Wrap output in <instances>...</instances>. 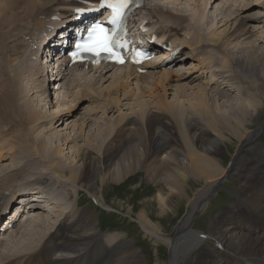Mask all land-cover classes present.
I'll list each match as a JSON object with an SVG mask.
<instances>
[{
	"label": "bare ground",
	"instance_id": "6f19581e",
	"mask_svg": "<svg viewBox=\"0 0 264 264\" xmlns=\"http://www.w3.org/2000/svg\"><path fill=\"white\" fill-rule=\"evenodd\" d=\"M93 1L98 0L0 2V160L8 155L2 153L5 149L13 157L17 152L25 155V158L26 155H32L37 159L40 156L44 157L37 165L25 164L26 168L4 174L0 178V196L10 191L12 198L16 193L19 196L22 190L33 188L46 193L48 199H53L54 204L62 203L56 212H52L51 208L48 209L53 213V217L57 214L51 225H47V220L41 214L35 215L31 221L25 220L21 228L26 223L30 224L29 230L26 231L30 237L25 238L26 243L14 244L10 254L0 253V264H146L138 250L128 247L118 234L109 235L104 239L102 234L94 229L92 216L85 212L86 210L78 209L75 204L70 207L63 196L58 194L60 189L67 186L74 195H78L77 188H84L91 193L95 189L96 179L100 178L102 183L108 179L114 184H119L136 170L144 171L147 181L155 185L154 203L158 205L159 211L152 212L150 208V217L156 214L161 219L167 217L174 220V217L178 218L176 215L179 213L176 203L181 202V205L187 203V212L178 224L176 235L172 239L162 238L158 234L161 229L151 224L149 221L151 219H147V213L139 215L138 218L144 234L169 249L167 264H180L197 251L194 264H264V149L256 144L260 133L264 132V121H258L264 113V33L261 31L253 39L251 32L245 29L248 21H260L263 24L264 13L257 19L251 15L244 18L237 15L235 28H231L230 24L225 28L227 30L222 37L212 31L209 34L210 40L204 43L201 33L195 30L194 26L188 31L187 25L195 23L187 24L188 19L186 21L183 15L155 4L147 10L148 18L143 19L156 25L166 24L165 27L173 29L174 34L180 37L174 39V44L182 56L188 52L186 46L188 47L189 44L192 48L190 58L194 63H191L189 68L193 70L197 68L202 70V73H207L208 80L200 83L201 80L197 79L192 83L191 88H187L185 83L176 82H180V77H185L189 72L181 74L182 68L177 67L171 70L151 68L152 70L144 75L136 74L133 68L121 67L115 68L118 73L114 77H106L108 71L114 67L98 65L95 66L99 74L97 81L106 82L111 79L105 90L96 88L94 86L96 80H94L91 84L85 83L82 88L76 85L79 87L76 94L72 93L73 89L65 90L69 93H66L64 100L65 95L60 94L57 88L54 101L52 97L50 101L55 105H62L64 100L63 106L68 108L54 114L49 112L53 116L51 115L52 118L48 120L50 114L45 113L46 115L42 117L40 110L34 107L33 99L31 102L24 99L26 90L20 86L26 77L32 78V81L37 78L36 83H39L32 86V91L41 92V97H44L41 101L44 102V106L47 105L45 102L48 98L45 97L47 93L42 87L45 86L48 71L40 65L36 66L29 62L32 53L27 52V43L17 39L30 36L29 45L32 46L39 36L38 32L48 30L52 25L50 20L53 15L60 13L62 18L69 17L73 9L81 7L84 2ZM205 1L207 5V2L212 0ZM251 2L253 3H247L248 6L243 3L239 8L249 7L247 11L254 7L264 10V3L259 0H251ZM200 14L192 20L194 22L203 20L205 16L203 13ZM190 32H193L191 37ZM206 44H212L222 55L220 63H217L212 55L204 59L205 53H202L201 48ZM21 53L22 57H25L23 64L26 63L27 68L22 65V60L17 61V56ZM159 54L163 57L165 55ZM187 59H189L188 55L182 57L177 64L183 66ZM64 72L66 73L67 70L64 69ZM50 73L52 76L53 72ZM60 74L61 72L58 76ZM61 79L62 76L59 77V82ZM132 81H135L136 91L139 94L130 88ZM59 86L62 89L61 85ZM170 89L173 91V106L166 98V92L168 93ZM181 95L186 98L182 99ZM236 95L239 102L233 107L232 112L229 114L221 112L220 108L223 107L221 101ZM71 97L73 100L70 102ZM97 98L104 104L100 108L98 106L88 108L87 115L85 114L83 119L95 118L94 116L100 111L105 117L106 114L114 111L120 112L115 120H107L109 123L107 128L114 136L106 141V146L102 150L99 149V153H96L90 143L104 136L102 141L99 140L102 144L106 136L102 131L103 135L96 134L92 137L89 130L87 134L90 137L86 140L87 144L78 150L75 156L79 165L66 167L62 162L64 148L67 149L69 143L76 147V139L82 135L83 121L81 125L74 126L76 129L73 131V137L70 140V137L62 138L64 140L61 146L56 149L51 150L48 147V144L42 140L41 133L46 127L60 121L63 116L76 112L77 110H74L76 102H78L76 108H79L82 101L93 104L98 102ZM188 98L191 100L188 101ZM124 107L126 113L123 111ZM137 107L140 108L139 111ZM196 107H199V112H188ZM196 113L207 120V125L199 121ZM182 116V123H185L189 134L192 127L197 130L190 135L187 143H192L195 139L196 145L203 152L193 150L192 147L184 151L177 145L179 140L176 137L174 124L176 119ZM139 118L145 119L143 126ZM13 122L16 123L14 128L9 129V125ZM23 134L27 139H23ZM226 134L235 138L238 144L237 151L243 144L251 146L254 157L244 159V177H240L244 181L245 189L236 194L239 204H236V207L219 210L220 212L211 219L208 233H202V237L200 233L191 231L189 227L194 215L206 207L208 199L217 188L216 184L221 182L226 173L225 168H222L221 164L218 165L206 153L220 152L224 144L222 137H226ZM9 137L13 143L8 140ZM165 137L169 142L163 146L160 140ZM8 157L6 156L4 160ZM37 169L39 171L36 173ZM155 169L160 172L165 170L166 174L162 172L165 176L161 177V173L159 177L154 172ZM190 180L203 182V187L193 195V198L188 192L191 189L187 181ZM186 187L189 189L187 190ZM11 198L5 203V207L10 204ZM19 199L23 200V196ZM64 204L69 208H62ZM29 207H32L33 213L40 210L37 204H30ZM143 212L145 211L141 213ZM16 230L18 228L15 232ZM10 237L11 234L0 241V247L2 244L3 247L6 246ZM209 239L215 243V246L201 248Z\"/></svg>",
	"mask_w": 264,
	"mask_h": 264
},
{
	"label": "rangeland",
	"instance_id": "374dc122",
	"mask_svg": "<svg viewBox=\"0 0 264 264\" xmlns=\"http://www.w3.org/2000/svg\"><path fill=\"white\" fill-rule=\"evenodd\" d=\"M1 1H4V0H0V2ZM263 1L264 0H259V2L264 3ZM146 3H147L146 8L145 10H143L141 14H144L145 12H147L149 7L151 6L153 7L155 4H158L160 5L161 8L169 9L176 14L183 15L184 17H186V21L188 19L187 24L195 23L194 25H187L189 26L187 27L189 29L188 31L192 29L191 26H194L195 30L201 33V36L204 39V43L210 40L209 34L212 33V31H214L215 34H217V36L222 37L226 33V30H227L225 28H228L230 24H231L230 25L231 28H235L236 26L235 20L238 18V17L236 18L237 15H239L240 18H244L247 15H251L252 17H254V19H257V18H261L264 13L263 12L264 10L261 8L256 9L254 7L250 11H247V8L249 7H247L246 9L239 8V6H242L243 3H246V4L253 3L251 2V0H212L211 2H207L208 3L207 5H206L205 0H147ZM234 3H236L238 6L236 7ZM234 6L236 7V9ZM235 10L236 11L238 10V11L236 12ZM21 11L22 9H20V12ZM257 11H259V13H257ZM200 13L201 14L203 13L205 18L199 22H194L192 18L197 17ZM261 13L262 15H260ZM190 19L192 21H190ZM43 22L45 24V20ZM245 29H248V31L251 32L253 39H255L257 35L261 33V31L262 33H264V23L262 24V22L260 21H257V22L248 21V24L246 25ZM190 33H189V36L191 37L193 32H190ZM186 49L188 50L187 55L189 56V59H187L184 65H186V68L188 65V68H189L190 64L193 63V61L190 58L192 48H190V45L188 44V47L186 46ZM201 49L203 50V53H205V58H208L212 55L211 57H213L217 63H220L222 61V55H220L217 52V50L213 47L212 44L210 45L206 44ZM26 54L27 53H25V55ZM22 55L23 54L21 53L17 56L18 57L17 61L20 62L22 60L21 61L22 65L25 68H27L28 65H26V63L23 64V59L25 57H22ZM113 70L115 69H112L111 71H109L110 73L108 72L105 76L114 77L118 73V71L116 70L113 71ZM70 73H72L70 74L71 76L70 75L64 76V80L62 81V89L58 90L60 91L59 92L60 94L63 93L65 95V97L64 95L62 96L64 97V100L66 99V93H69L68 91H65V90L73 89L72 93L74 94L78 93L77 89H79V87H76V85L81 86L82 88V86L85 83L88 82L89 84H91V82L96 80V83L94 84V86H96V88L105 90V88L111 82V79H109L106 82L105 81L98 82L97 80H98L99 74L91 69H83V68L78 67V68L72 69V72ZM36 79L37 78L34 79L35 81L34 80L32 81V78L26 77L21 82L20 86L24 88V90H26L24 91V95H23L24 99L30 102H31V99H33L34 107H36L38 111L40 110L42 117H44L46 114L49 115L50 113L52 114H54L55 112L58 113L57 111H60L63 109L66 110L68 108V107L63 106V104L65 103L64 100H63L62 105L53 104V102L50 101L51 97L53 98V96L51 95L49 96L48 93L45 96V97H48L47 100L46 101L44 100L45 102H47L46 103L47 105L44 106V102L41 101V99H44V97H41L40 95L41 92L35 93L36 92L35 90L32 91V86L35 85ZM39 81H42V80H39ZM130 85H131L130 88H133L136 91L135 81H132ZM69 86H71L72 88H70ZM185 86L187 88H190L189 83L186 84ZM51 88L53 87H50V89ZM42 90L46 91L45 86L42 87ZM62 90H64V92H62ZM135 93L139 94L137 91ZM39 95L41 98H39ZM72 97L74 98L73 95ZM72 97L69 100L70 102L73 100ZM181 97L182 99L186 98L185 96L183 97L182 95ZM131 98L134 99V97H131ZM166 98H167V101L170 102V104L173 106L174 97H173V91L171 89L170 91H168V93L166 92ZM191 99L188 98V101ZM145 100H149V99L145 98ZM22 102L24 101H21V103ZM221 102H223V107L220 108V111L229 114L232 112L233 107L239 102V100L236 95V96L229 97L228 99H224ZM48 104L50 105L48 106ZM76 104L78 105V102L74 104V110H77L76 112L70 113L65 117L63 116L62 118H60V121L53 123V125L50 127L48 126L49 129L46 127L44 132L41 133L42 140L46 144H48V147L51 148V150L56 149L61 146L62 141L64 140L62 138L70 137L69 138L70 140L73 137L74 135L73 131H75L76 129V128L74 129V126L76 125L77 127V125H81V121H83L82 135H79L77 137L76 147L74 148L73 144L69 143L67 144V149L64 148V152H63L64 159H62V162L66 167L67 166L71 167V166H74L75 164L79 165V163L78 164L76 163L77 160H75V156L77 155L78 150H80L82 147H84L87 144L86 140L90 137V135L93 137L96 134L103 135L104 133V135L106 136V139L105 141L102 142V144L99 142V140L102 141L105 138L104 136H102V138H100L99 140H96L90 143L93 151L96 153H99L100 152L99 149L102 150V148L106 146L107 144L106 141H108L110 138L114 136L113 132L112 133L109 132L107 128L109 124L107 120L109 119H111V121L115 120L116 118H118V114L120 113L118 111H114L112 113H109L108 115L106 114V117H108L106 118L105 116L101 114V111L99 110L100 113H97V115L94 116L95 118L88 117V118L83 119L85 114L87 115L86 113L87 110H89L91 107H94V106H98V108H100L104 103L101 101V99H98V102H94L93 104H91L88 101H85L83 103L82 101L80 103L82 105L79 108H76ZM136 109L138 111L140 110V108L138 107ZM123 111L124 113H126L125 107L123 108ZM191 111L199 112L200 110H199V107H196L193 110H189L188 112L191 113ZM128 113H129V110L127 114ZM52 114L49 115L48 120L52 118L50 117ZM196 114H197V117L199 118V121L202 124L207 125V120L204 119V117H201L200 115H198V113ZM262 119H264V113H262L258 121L259 122L264 121ZM139 120H140L141 125L143 126L145 119L139 118ZM48 122L50 124V121ZM182 122H183V116L181 118L178 117L174 124L175 125L174 128L176 127L175 128L176 137L179 140L177 143L179 148L180 149L182 148L184 151H186L187 149L188 151L189 147H192L193 150H196V151L200 150V152H203V150L199 149V147L196 145V142L194 141L195 139L193 140L192 143L191 142L187 143V141H189L190 135L196 133L197 131L196 128L192 127L190 129L191 134H189L185 126V123H182ZM242 122L244 123L243 120ZM14 124L16 123L15 122L11 123L8 128L9 129L10 127L14 128ZM179 124L181 125V127L179 126ZM89 130H91L90 135L87 134ZM102 131L104 132L102 133ZM22 137L24 140L27 139L24 134ZM222 138H223L222 140L224 141L223 142L224 144L222 146L221 151L217 153L210 151V153H206V154L210 156L212 159H214L218 163V165L221 164V166H223L222 168H225L226 170V166L229 164L231 158L236 153L238 144L235 138L230 137L228 134H226V137H222ZM228 138H230V140H228ZM8 140L11 143H13V140H11L10 137ZM167 142H169L167 137L162 138V140H160V144H163V146H166ZM256 144H258L260 147H262V149H264V132L260 133V136L258 137ZM250 147L251 146H248L242 150L241 155L237 158L236 163L233 167L234 170L232 169L233 171H231L230 175L225 177L220 183H218L217 188L215 189V192L208 199V203L205 205L206 207L198 211L194 215V218L192 220L191 227H190V229L193 232H202L205 234L208 233L211 219L213 218V216H215L216 213L222 211L226 207L232 208V207H236L235 206L236 204L237 205L239 204L238 197L236 196V194L237 192H243L245 189L244 181L243 179H241L242 176L244 177V171H245L244 170L245 169L244 159L245 158L251 159L254 157L252 147L251 148ZM16 148L15 150L17 151ZM2 153L8 154V155H5V157L6 156H9V157L8 159L4 160L5 157L3 156L4 161L0 162V178H2L4 174L15 172L21 168L22 169L26 168L25 164L33 163L37 165L41 161V159H44L43 156H40L39 159H37L36 157L32 155H26L27 158H25V155H21L19 152H17L13 157V155H11L10 152H7L6 149L3 150ZM39 169H37L35 172L37 173ZM164 171L165 170H162V172L166 174V172ZM154 172H156L159 177L161 175H162L161 177L165 176V174H163L160 171H156V169L154 170ZM146 177L147 175L144 171L136 170L133 173H131L130 176H128L124 181L120 182L119 184H114L112 183V181H109L108 179H106L104 183H102L101 182L102 180H100V178L96 179L95 189L93 192L91 191V193L88 191H85L84 188H81V189L77 188L78 195L77 194L74 195L73 192L71 191V188L67 186L64 189H60V192H58V194L60 193L59 195L63 196L64 201L67 204H69L70 207L71 205L74 206L75 204V206L77 205L78 209L86 210L85 212L89 213L92 216V220L94 223L93 224L94 229L99 231L102 234L104 239H106L109 235L118 234L120 237H122L123 242H125L128 247L130 246L131 248L138 250V253H140V256L143 258V261L146 264H167L169 260L168 248L164 244L145 235L143 232L144 230L140 227L141 225L138 221V218H139V215L147 213V219H151L149 220L151 224L153 226H159V228L161 229L158 231V234L162 238L172 239L174 238L173 236L176 233L178 224L180 223V221L182 220V218L185 216L187 212V206H186L187 203L185 202L183 205H181V202L176 203V205H178L177 208L179 210V213L178 215H176L178 216V218L174 217L175 218L174 220H170L167 217H163L161 219L158 216H156V214L151 216L153 217L151 218L149 216V213H151L149 212L150 208L152 209V212L155 211L156 213L159 211V208H158V205L154 203L155 202L154 196L156 195L155 185L147 181ZM187 183L190 186L191 190H189L188 192H189L190 197L192 198H193V195L197 193L203 187V182L202 183L200 182L201 183L200 184L193 180H190V181H187ZM186 189L188 190L189 188L186 187ZM85 192H88L89 194H93L96 198V201L97 202L99 201V202L93 203L92 198H90L91 200L90 202L88 198L89 195L86 194ZM49 201H52V200H49ZM52 202H51L52 204L51 206H48L49 204H44V202L38 204V206L40 207V210L35 211L36 215L41 214L44 216V218L47 220V225H51L57 218V214H56V217H53L54 216L53 213L49 212L48 209L51 208L52 212H56L57 210L60 209L59 205L62 204V203L59 204L58 202H55L57 204H54V202L53 203ZM67 204H64L62 208H69ZM41 208L43 209L45 208L47 209V211H43V209L41 210ZM242 208H244V206ZM143 210L145 212L141 213ZM29 225L30 224L26 223L23 228L20 227V229L18 228L16 232H13L11 234L12 237H10L11 241L9 239V243L4 247H3V244L1 245L0 253L7 254L9 252L8 254H10L11 253L10 250L12 251L14 249L12 247L14 246V244L26 243L27 240H25V238L30 237L27 235V232H26L27 229L29 230L28 228ZM30 229H32V227H30ZM211 241L212 240L209 239V241H206L207 243H203L201 248L204 246L214 247L215 243ZM197 252H194V254L190 255L188 258L183 260L180 264H194V257L196 256Z\"/></svg>",
	"mask_w": 264,
	"mask_h": 264
},
{
	"label": "snow or ice",
	"instance_id": "6c2138e0",
	"mask_svg": "<svg viewBox=\"0 0 264 264\" xmlns=\"http://www.w3.org/2000/svg\"><path fill=\"white\" fill-rule=\"evenodd\" d=\"M102 8L112 11V17L107 21L113 25L112 29L105 28L104 25L94 23L87 28V37H82L80 42L75 44L72 57L75 60L82 53H90L99 57L102 53L107 54L109 59H114L116 63H124V59L119 55L118 49L126 45L119 40L117 29L121 26L124 10L128 7V0H99ZM134 63L139 61L134 59Z\"/></svg>",
	"mask_w": 264,
	"mask_h": 264
}]
</instances>
